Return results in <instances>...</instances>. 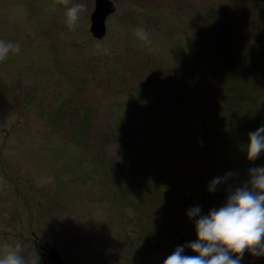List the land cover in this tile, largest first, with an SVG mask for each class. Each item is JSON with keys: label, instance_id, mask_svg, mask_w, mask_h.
I'll return each instance as SVG.
<instances>
[{"label": "rangeland", "instance_id": "rangeland-1", "mask_svg": "<svg viewBox=\"0 0 264 264\" xmlns=\"http://www.w3.org/2000/svg\"><path fill=\"white\" fill-rule=\"evenodd\" d=\"M95 1L72 0L87 11L70 30L62 0H0V39L21 46L0 61V245L22 242L29 264L51 248L162 264L195 239L191 207L222 206L264 166L246 159L264 125V0H109L100 40Z\"/></svg>", "mask_w": 264, "mask_h": 264}, {"label": "clouds", "instance_id": "clouds-1", "mask_svg": "<svg viewBox=\"0 0 264 264\" xmlns=\"http://www.w3.org/2000/svg\"><path fill=\"white\" fill-rule=\"evenodd\" d=\"M65 8L64 22L74 29L87 11L84 4L62 0ZM134 34L145 43H151L149 33L136 28ZM20 44L0 39V61L10 52L19 53ZM264 153V125L248 133L246 159L254 161ZM235 172L214 177L208 184L215 192ZM222 206L202 214L199 205L191 207L186 216L194 220L195 239L177 246L162 264H241L247 251L254 256L264 255V166L250 168L248 179L236 186H229ZM192 254H185V249ZM32 255L36 257L35 250ZM37 258V257H36ZM0 264H29L22 242L0 245ZM34 264V262H33Z\"/></svg>", "mask_w": 264, "mask_h": 264}, {"label": "water", "instance_id": "water-1", "mask_svg": "<svg viewBox=\"0 0 264 264\" xmlns=\"http://www.w3.org/2000/svg\"><path fill=\"white\" fill-rule=\"evenodd\" d=\"M116 10L109 0H96L94 11L90 17V33L94 39L100 40L106 34V20ZM46 264H68L54 249H49L46 254Z\"/></svg>", "mask_w": 264, "mask_h": 264}]
</instances>
